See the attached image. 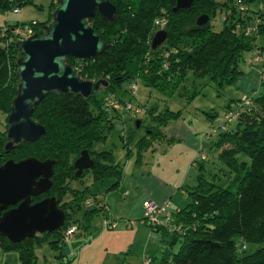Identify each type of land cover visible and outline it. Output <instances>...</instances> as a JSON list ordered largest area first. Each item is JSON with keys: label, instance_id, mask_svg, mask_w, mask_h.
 Returning a JSON list of instances; mask_svg holds the SVG:
<instances>
[{"label": "trees", "instance_id": "1", "mask_svg": "<svg viewBox=\"0 0 264 264\" xmlns=\"http://www.w3.org/2000/svg\"><path fill=\"white\" fill-rule=\"evenodd\" d=\"M110 1L115 5L112 19L98 10L88 18L106 42L105 50L96 58H68L82 78H105L108 83L89 96L64 90L45 94L31 114L45 127V132L37 139H23L5 149L8 137L0 128V164L8 158L19 159L27 155L55 159L50 187L32 199L54 195L58 206L64 202L62 208L66 216L60 227L16 242L0 236V246L15 250L24 264H37L35 248L43 242L59 249L58 256H63L64 231L70 224L76 223L78 228L88 231L93 213L100 210L104 216L108 215L106 194L119 186L124 163L116 160L112 148H97L96 143L105 141L116 119L123 117L126 111L108 105L109 95L114 94L123 104L131 101L135 96L131 92V83L140 79L146 85L171 93L190 70L196 76L209 75L220 85L235 83L243 73L240 61L244 51L256 44L258 35H264V11H258L260 19L254 28L257 31L246 33L245 23L253 15L249 13L245 15L246 19H241V12L228 7L234 0L224 3L193 0L188 7L177 9H174L176 0ZM31 2L0 0V11L8 13L16 6L21 11L23 4ZM53 3L51 0L46 21L35 19V31L42 33L45 25L50 23ZM218 7L231 10L228 17L222 19V27L214 30L211 18ZM202 13L208 14V20L198 25L196 19ZM166 14L168 19H165ZM157 18L164 19V23H156ZM18 22L0 26V95L7 93L11 97L17 91L16 60L20 51L16 46L19 38L8 33ZM5 26L8 30L4 32ZM161 28L166 29L167 36L161 44L152 47V37ZM125 81L130 82L127 88L123 86ZM261 83L264 84V68ZM196 93L194 91L189 97L194 98ZM243 95L249 96L248 105L239 104ZM234 101V106L228 102L225 114L235 111V118L227 122L225 117L223 127L206 132L208 135L220 129L212 141L211 154L201 149L193 160L198 174L196 182L184 187L187 201L182 207L171 209L173 221L170 226L159 225L155 229L151 226L152 230L162 231L163 243L166 234L171 238L169 247L162 246L159 254L150 257V264H264V246L245 253V243L239 245L236 241L237 237L245 241L264 239V87L244 92ZM4 104L0 103V109ZM141 108L144 109L141 106L139 110ZM180 115V110L167 106L159 113L154 112L155 123L147 126L145 134L135 141L137 161L142 152L148 150L153 138L167 137L162 127ZM138 120L136 127L142 122ZM119 135L128 154H132V135H128L125 127ZM83 148H87L94 163L77 176L73 161ZM201 154H204L203 158ZM87 171L94 183L105 187L101 199L84 184L82 178ZM75 179L80 182L73 186L71 180ZM142 220L146 222L143 216ZM177 240L180 247L172 251L170 247Z\"/></svg>", "mask_w": 264, "mask_h": 264}, {"label": "rangeland", "instance_id": "2", "mask_svg": "<svg viewBox=\"0 0 264 264\" xmlns=\"http://www.w3.org/2000/svg\"><path fill=\"white\" fill-rule=\"evenodd\" d=\"M216 1L224 3L232 0ZM244 1L246 0H234L228 7L232 6L235 12H241V19H246L247 16L245 17V15L251 13L253 16L249 22L245 23V32H255L257 29L254 30V28H256L260 19L258 11H264V0H250L247 3ZM50 3L51 0H32L31 3L23 4L20 12H13L14 10L8 13L0 11V26L4 23L12 24L31 19H36L40 22L46 21L49 17ZM58 4L59 0H54L51 9V20L52 11ZM231 8L226 10L225 7H218L216 9L214 16L211 18L214 30H219L222 27V19L228 17L227 14L230 13ZM159 17L162 18V16ZM165 19H168L167 14ZM255 43L249 50L244 51L243 59L240 63L244 73L249 74L250 77L253 76L256 83L259 84L258 88H263L261 72L264 68V35H258ZM15 55L18 56L17 52ZM74 69L76 70V68ZM11 82L15 83L14 80H11ZM16 83L18 85V81ZM129 85V81H125L123 84L125 88L129 87ZM236 85V83L220 85L212 80L209 75L196 76L192 70L187 73L186 77L178 83L171 93L146 85L140 79L137 81L138 89L131 102L134 106H142L144 109L141 108L137 112L124 111L123 117L116 119L113 127L107 133L105 141L97 142L96 146L97 148H112L116 160L124 163V174L126 177L129 176L136 182L139 180L142 184L141 181H144L143 178L147 176V182L153 187L160 188L165 193H167V190L170 191L171 201L179 200L183 196L181 200L185 204L187 201L186 196L178 195V192L175 193V191H180L181 187L179 188L178 185L184 181H187L186 185H192L196 182L198 168L193 164V160L200 154L201 149L205 150L208 155L213 151L212 141L216 139V133L220 129L208 135L206 132L212 127H221L225 120V110L228 102L234 106V100L237 98L236 94L239 92L240 94L243 93ZM194 91H197L195 97L190 98L189 96ZM16 93L12 97L8 96L7 93L0 95V103L3 104L5 102L4 108L1 106L2 110L0 109V128L4 130L5 135L9 126L7 117L10 112L11 101ZM166 106L172 110H180L181 115L179 118L169 121L168 125L163 126L164 132L168 133L171 129L179 128L180 131L182 128L189 129L197 144L202 140L200 148L199 146L192 147L191 142L186 139L188 136H183L184 132L181 131L178 133L181 139L169 140L164 136L153 138L148 150L143 151L140 161H137L136 153L134 152L135 141L145 134L147 126L155 123L154 112L157 111L159 113ZM206 111L209 113H206ZM136 119H141L140 127H136ZM124 127L128 135H132V140L130 141V147L133 149L132 154H128V148L123 144L119 135L120 130ZM82 179L85 185H88L91 190L93 189L98 198L101 199L103 197L105 187L102 184L94 183L89 171L85 173ZM79 182L80 180L77 179L71 180L73 186L79 185ZM112 190L118 193L121 192V195L123 189L120 190L116 187ZM111 195L109 193L108 202L110 207L108 209L109 212H114L115 214L113 217L117 223L115 227L102 229L105 216L99 210L91 216L90 229L88 231L80 227L70 240L62 246V249L65 250V246L69 244V255L59 257V249L50 247L48 242H43L35 248L36 263L142 264L144 257H151L157 254L160 244L163 248L169 247L168 241L171 235L166 234V242L159 243L160 231L152 230L151 226L141 219L138 221L133 217H128L129 207L122 205L121 202L114 201ZM107 197L108 194H106V200ZM62 205L61 207H63ZM107 205L108 203L106 208L108 207ZM113 207L117 209L113 210ZM129 219L136 220L137 224L134 226L126 225L124 220ZM236 241L239 245L242 242L245 243V253L264 246V239L245 241L237 237ZM179 247L180 241L177 240L173 242L170 248H172V251H176Z\"/></svg>", "mask_w": 264, "mask_h": 264}, {"label": "water", "instance_id": "3", "mask_svg": "<svg viewBox=\"0 0 264 264\" xmlns=\"http://www.w3.org/2000/svg\"><path fill=\"white\" fill-rule=\"evenodd\" d=\"M192 1L176 0L174 9L188 7ZM96 10L112 19L115 5L110 0H59L42 33L36 31L16 41L20 51L16 60L18 85L7 117L6 135L10 139L5 149L23 139H37L45 132L44 125L31 116L35 104L45 94L64 90L89 96L108 83L105 78H82L68 62L70 56L96 58L107 47L88 22ZM207 20L208 14L202 13L196 23L201 25ZM166 36V29H158L152 37V47L161 44ZM54 163L53 158L27 155L8 158L0 164V236L16 242L64 223L65 211L54 195L32 199L50 187ZM93 163L87 148L81 149L73 161L74 174L81 176Z\"/></svg>", "mask_w": 264, "mask_h": 264}, {"label": "crops", "instance_id": "4", "mask_svg": "<svg viewBox=\"0 0 264 264\" xmlns=\"http://www.w3.org/2000/svg\"><path fill=\"white\" fill-rule=\"evenodd\" d=\"M235 83L237 84L236 87L238 89H241L243 93L244 92L250 93L252 91L253 92L258 91L260 89V88H258L259 84L256 83L255 78L253 76L250 77L249 74H247V73H244V70H243V73L241 74V76L239 77V79ZM236 95H237V97H239L241 94L239 92ZM181 131L184 132L183 136H188V138H186V139L191 142L192 147L199 146V148H200V145L202 144V140L199 141L197 144L196 140L192 137V134H191L189 129H185V128L183 129L182 128ZM181 131L179 128V129H175V130L171 129V130H169L168 133L167 132H165V133H166V136L168 138L173 139V140H177V139H181L180 136L178 135V133H180ZM193 164H194V162H193ZM143 179H144V181H141L142 182V184H141L139 180H138V182H136L134 179L130 178L129 176L126 177V175L124 174L123 178L121 179V181L119 183V186H117V189H120V190L123 189L122 194L120 195L121 192L118 193V192L113 191V190H111L107 193L108 197H107L106 201L108 203V208L110 207V204L108 202L109 193L112 194L111 196L114 199V201L121 202L122 205L129 207V212H128L129 216L128 217H133L138 221L140 219L142 220V214H143L142 202L145 199H153L158 203H163V202L168 200V201H170L171 209L176 208V207H182L184 205V203L181 199L183 197L182 195H185V188L184 187L187 184L186 183L187 181L186 182L184 181L178 185L179 188L181 187L180 191H175V193L178 192V195L180 194L182 197H180L179 200L177 199V200L171 201L172 199L170 197L171 196V194L169 193L170 191L167 190V193H165V192H162V189L157 188L155 186L153 187L151 184H149L147 182V176L144 177ZM168 193H169V195H168ZM122 195H123V197H121ZM116 209L117 208L113 207V210H116ZM109 214L112 218L115 216L114 212H109ZM136 224H137V222H136ZM104 228L105 227L102 225V229H104ZM159 231L161 234L159 243H161V242L163 243V241H164L163 240L164 238L162 239L163 233L161 230H159ZM159 247H158L159 250H158L157 254H159L161 251V248H162L161 244ZM0 249H1V251H0V264H24L20 260L18 253L15 250L5 249L1 246H0ZM69 249H70V246L68 244V246L67 245L65 246V250L62 249L63 250L62 251L63 256H61V257H64L65 255H69L70 254Z\"/></svg>", "mask_w": 264, "mask_h": 264}, {"label": "built area", "instance_id": "5", "mask_svg": "<svg viewBox=\"0 0 264 264\" xmlns=\"http://www.w3.org/2000/svg\"><path fill=\"white\" fill-rule=\"evenodd\" d=\"M12 10L13 12H20V7L16 6ZM156 23L162 24L164 23V19H155ZM36 23V20L33 19L31 21H25V22H18L14 26L11 27V32H9V36H17L19 39L27 37L34 32V24ZM4 32L8 30V27H3ZM10 30V29H9ZM14 34V35H13ZM16 38V37H15ZM12 40V39H11ZM138 89L137 82L131 83V92L133 94H136ZM108 105H112L115 108L119 109H125L127 112H137L139 111V107L134 106L131 101H127L125 104L121 103L115 95H109L107 97ZM249 96L243 95L242 98L239 101V104H249ZM236 116L235 111H228L225 114L226 121L229 122L232 119H234ZM223 122L221 124V127L224 126ZM212 131H215V127L211 128ZM210 129V130H211ZM208 130L207 132H209ZM201 158L204 157V154H201ZM143 205V214L142 216L145 218L146 222L148 225L152 226L153 229H155L159 225H168L170 226L171 222L173 221L172 218V212H171V207H170V201H165L163 203H158L153 199H145L142 202ZM109 213V211H108ZM124 223L126 225L134 226L136 225V220L134 219H129V220H124ZM117 223L114 221V218L108 214L107 216L104 217V222L103 226L104 227H115ZM178 227V225H177ZM176 227V228H177ZM175 228V226L173 227ZM78 225L76 223L70 224L64 231V241L67 243L72 235L78 230ZM142 264H150V257H144Z\"/></svg>", "mask_w": 264, "mask_h": 264}, {"label": "flooded vegetation", "instance_id": "6", "mask_svg": "<svg viewBox=\"0 0 264 264\" xmlns=\"http://www.w3.org/2000/svg\"><path fill=\"white\" fill-rule=\"evenodd\" d=\"M75 167V166H74ZM86 169V168H85ZM85 169H84V172H85Z\"/></svg>", "mask_w": 264, "mask_h": 264}]
</instances>
